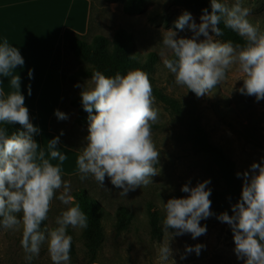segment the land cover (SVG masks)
Returning <instances> with one entry per match:
<instances>
[{"label":"clouds","instance_id":"obj_1","mask_svg":"<svg viewBox=\"0 0 264 264\" xmlns=\"http://www.w3.org/2000/svg\"><path fill=\"white\" fill-rule=\"evenodd\" d=\"M210 8L203 9L199 24L187 11L175 21L176 29L182 31L187 26L192 31L191 38H178L171 29L163 32L159 55L164 67L176 85L186 87L198 98L212 93L226 81L229 71L236 69L243 74V86L238 91L264 100V32L249 20L252 9L242 0H210ZM221 23L244 43L216 39L224 36ZM201 36L204 39H199ZM24 63L19 49L3 39L0 77L7 78L14 91L5 94L0 88V125L19 124L24 131L9 134L7 127H0V227L18 230L22 223L20 245L29 264L39 257L45 243L52 264H70L73 238L67 230L87 229L89 218L71 195V182L62 176L60 165L68 156L57 148L59 137L49 141L47 153L33 139L39 129L30 122L20 90L21 77L14 71ZM28 75L32 78L33 70ZM90 82L91 86L84 85L81 92L82 107L88 113V135L76 161L79 179L91 176L104 187L107 176L113 186L122 189L120 196H125L130 190L148 186L151 177L158 174L160 151L152 139V125L158 122L159 112L153 107L150 77L139 69L125 75L117 72L112 77L95 71ZM55 115L59 120L67 119L59 110ZM51 160L59 164L53 165ZM236 175L243 177L241 197L232 205L233 215L224 212L217 219L231 227L238 259H244L245 264H264V165L254 162L250 170ZM210 182L205 180L191 188L185 184L181 191L189 193L186 198L164 203L162 231L171 238L157 250L161 264H175L170 247L173 236L190 233L195 239L206 233L200 221L213 215L211 189L206 187ZM54 199L68 207L56 216V227L42 230ZM203 247L186 246V252L199 255Z\"/></svg>","mask_w":264,"mask_h":264},{"label":"rangeland","instance_id":"obj_2","mask_svg":"<svg viewBox=\"0 0 264 264\" xmlns=\"http://www.w3.org/2000/svg\"><path fill=\"white\" fill-rule=\"evenodd\" d=\"M231 2L232 0H229V3ZM242 3L252 9L249 20L253 24L258 23L260 30L264 32V0H242ZM122 8V1L93 0V21L96 24L94 35L96 33L112 37L118 27L131 31L137 50L145 54L153 53L158 59L155 71L150 75L152 86L176 99L182 107V112L177 113L155 97L153 107L159 112V120L152 125V139L156 149L160 151V156L156 165L158 174L151 177L152 183L148 186L130 190L127 195L120 196L122 189L113 186L107 176L104 187L91 176L84 181L79 178L65 179L71 182V195L75 187L84 185L100 195L110 205L111 211L120 204H125L135 209L139 215L128 229L121 232L117 231L112 220H104L105 240L94 261H91L87 253L83 230L69 227L74 247V252L70 253V264H161L157 250L164 240L171 237L169 233L164 234L161 239L153 238L148 222L147 204L153 201L166 215L164 203L171 198H186L189 195L181 191L182 186L187 184L190 188L195 187L205 180L211 181L206 187L211 189L209 199L213 215L202 219L200 225L206 226L207 231L195 239L190 233L173 236L170 240L172 259L175 264H245L244 259H238L234 252L231 227L217 219V216L224 212L233 215L234 204L215 199V192L221 191L222 187L211 176L212 157L194 147L188 126L192 120H198L212 143L221 147L235 161L239 173H243L250 170L254 162L264 165V100L257 101L255 96L238 91L243 86V74L236 69L229 71L226 81L204 97L198 98L186 87L175 84L174 76L164 67L159 55L163 48V32L171 29L176 31L178 38H191L192 31L187 26L182 31L176 29L175 21L187 11L199 24L201 15L187 10L173 0H148L145 10L138 14H127ZM92 36L93 34L86 38L90 40ZM216 39L221 40L219 37ZM87 66V63L72 53L69 54L65 66L66 102L61 110L67 115V119L57 118L54 122L56 130L64 140L75 146L71 148L63 145L59 138L60 144L71 150H65L71 160L75 157L73 150L79 151V148L82 150L86 146L88 126L77 124V108L69 103V99L81 94L84 85L91 86V76L71 79L68 75ZM77 84L81 87L74 86ZM58 132L55 133L59 137ZM39 147L44 151L47 148L43 145ZM74 162L76 163V160ZM61 168L62 173L68 174L65 171L67 167ZM66 207L68 206L61 204L58 199L52 201L46 228L55 226L56 216ZM22 228V223L18 230H5L0 227V264H29L20 245ZM169 232L174 230L169 229ZM197 244L204 246L199 255L195 251L186 252V246L194 247ZM182 256L185 258L181 259ZM30 264H52L47 253V243L42 246L39 257L34 258ZM167 264L172 262L168 261Z\"/></svg>","mask_w":264,"mask_h":264},{"label":"trees","instance_id":"obj_3","mask_svg":"<svg viewBox=\"0 0 264 264\" xmlns=\"http://www.w3.org/2000/svg\"><path fill=\"white\" fill-rule=\"evenodd\" d=\"M122 1L123 11L127 14L142 13L148 0H108ZM189 11H193L202 15L203 9L210 8V0H173ZM220 27L224 31V36L219 37L222 42L232 40L233 43L243 44L244 41L236 33L224 28L221 23ZM63 96L60 111L66 102V60L70 53L75 57L87 63V67H81L77 71L70 73L68 76L71 79L91 76L95 71H101L106 76L112 77L117 72L125 75L131 70H142L150 75L155 71L157 58L153 53H143L136 48L133 33L124 27H118L112 37L104 34H95L90 40L85 36H81L71 29H66L63 34ZM133 55L136 56L132 59ZM153 87V86H152ZM153 95L161 102L170 106L177 113L182 112L180 103L163 93L161 90L153 87ZM69 103L77 108L76 122L80 126H88V113L83 110L81 102V94L73 96L69 99ZM95 114V111L93 112ZM57 119L52 117L50 121V129L57 131L54 122ZM31 122V120H30ZM7 127L9 134L16 131H24L19 124L0 125ZM188 133L193 142L194 147L201 152H205L212 157L210 165V173L213 180L222 187L221 191L215 192V199L218 201H227L231 204H236L242 192L243 180L236 174L239 172L235 161L229 157L226 152L219 146L212 143L209 135L201 123L194 119L189 123ZM59 134L60 141L63 145H69L64 138ZM64 179L79 178L78 172L68 175L62 173ZM72 196L75 201L81 206V210L89 218V226L83 229L82 235L85 240V247L91 261L97 258L98 252L101 249L105 240V230L103 226L104 220H112L118 232L128 229L137 218L138 213L129 205L120 204L114 211L109 209V204L100 197L94 190L89 189L84 185H78L73 189ZM55 201V199H54ZM148 222L150 232L153 238L161 239L164 236L162 231V222L165 219V214L161 212L156 203L150 201L147 204ZM18 218L22 214H17ZM42 230L46 227V221L42 222ZM56 227V225L54 226ZM52 227V228H54ZM172 230V229H170ZM68 234L72 236L71 230L68 229ZM72 249L70 253L74 252Z\"/></svg>","mask_w":264,"mask_h":264},{"label":"crops","instance_id":"obj_4","mask_svg":"<svg viewBox=\"0 0 264 264\" xmlns=\"http://www.w3.org/2000/svg\"><path fill=\"white\" fill-rule=\"evenodd\" d=\"M95 25L93 0H0V42L7 38L24 58V66L14 71L21 77L20 90L25 96L31 123L39 129L33 136L39 146L46 147L50 140L58 137L57 131H51L50 121L62 104L64 31L71 29L88 37L94 35ZM30 69L33 70L32 78L28 75ZM29 86L31 95L28 94ZM0 88L5 94L14 91L4 77H0ZM57 148L68 156L60 165L67 167L66 173L78 172L74 161L81 154V148L73 150L74 160L65 152L71 150L60 142ZM51 163L57 165L59 161L51 160Z\"/></svg>","mask_w":264,"mask_h":264}]
</instances>
